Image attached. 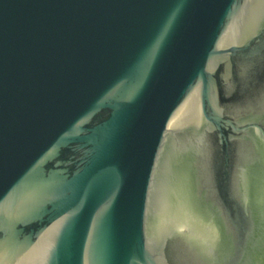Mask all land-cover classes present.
Returning a JSON list of instances; mask_svg holds the SVG:
<instances>
[{"label":"water","instance_id":"1","mask_svg":"<svg viewBox=\"0 0 264 264\" xmlns=\"http://www.w3.org/2000/svg\"><path fill=\"white\" fill-rule=\"evenodd\" d=\"M0 264H264V0H0Z\"/></svg>","mask_w":264,"mask_h":264}]
</instances>
